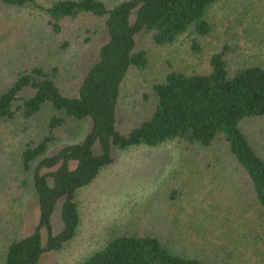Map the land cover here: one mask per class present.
<instances>
[{"label":"trees","instance_id":"obj_1","mask_svg":"<svg viewBox=\"0 0 264 264\" xmlns=\"http://www.w3.org/2000/svg\"><path fill=\"white\" fill-rule=\"evenodd\" d=\"M223 1L121 0L107 6L101 0H0V60L17 32L25 38L21 47L28 59L12 71L9 88L0 92V126H8L9 138V143L1 141L5 151L0 155V183L4 179L0 197L4 206L11 208L33 191L38 204V220L28 235L15 237L4 231L6 226L0 228V264H37L42 253L58 251L75 237L79 224L77 190L90 184L112 162L111 146L127 150L174 142L181 155V176L193 181L202 169L212 170L200 187L211 191L207 197L218 194L220 202L218 174L222 170L223 188L229 185L240 211H264V159L242 129L244 121L264 118V64L244 61L231 72L225 58L230 48L224 45L211 55L206 71L169 69L152 86L154 102L149 113L126 135L116 125L120 85L130 69L146 67L148 47L172 44L186 35L207 36L210 10ZM24 8L37 10L38 16L30 22L24 17ZM102 24L107 40L99 49V59L86 72L77 95H64L56 82L66 71L59 64L47 63L46 56L88 43ZM138 34L148 47H136ZM192 49L200 51L196 39ZM26 88L33 94L16 103L18 93ZM86 118L91 125L81 142L48 153L69 138L71 122ZM95 145L98 152H94ZM212 148L218 154H210ZM222 156H226L223 163L219 160ZM210 159L214 160L212 165ZM202 160L207 164L202 166ZM215 161L227 166L226 170ZM230 176L237 179H228ZM173 180L179 179L173 176ZM182 182L165 198L169 205L175 204L177 213V201L187 190L188 181ZM59 200L62 227L53 233L51 216ZM199 204L207 216L215 212V206L206 212V203ZM145 223L147 226L112 229L105 246L77 264H214L204 256L168 246L164 239L176 246L189 244L176 215L169 230L166 225L164 230L160 228V220ZM205 225L203 221L195 228L203 233ZM42 229L47 233L45 246L41 243ZM166 231L168 235H163ZM244 232L247 238L241 235L243 239L238 237L230 244L248 249L250 241L263 238L254 225ZM199 237L201 240L203 234ZM258 245L261 248L264 244ZM259 252L264 254V248Z\"/></svg>","mask_w":264,"mask_h":264},{"label":"rangeland","instance_id":"obj_2","mask_svg":"<svg viewBox=\"0 0 264 264\" xmlns=\"http://www.w3.org/2000/svg\"><path fill=\"white\" fill-rule=\"evenodd\" d=\"M101 1L111 6L121 0ZM23 12L30 22L38 16V11L31 8H24ZM208 18L211 31L202 38L186 35L172 44L148 47L141 34L136 36V47H148V61L146 67L141 70L130 69L120 85L116 109V125L120 133L126 135L147 116L154 102L153 84L160 81L173 67L187 72L206 71L209 69L211 55L224 45L230 48L225 58L231 72L244 61L264 64V0H224L210 10ZM194 39L200 45L199 52L192 49ZM106 40L107 32L102 24L88 43L75 46L62 54L46 56L47 63L59 64L66 71L56 82L64 95H77L86 72L99 59V49ZM24 42L22 33L17 32L16 39L7 46L8 52L4 59L0 60V92L9 88L8 81L12 71L28 60L21 47ZM32 94L33 90L30 88L20 91L16 103H21L23 98ZM70 125L72 133L69 138L52 146L49 154L56 153L67 144L81 142L89 131L91 121L86 118L71 122ZM7 127L0 126L1 156L5 151L1 141L6 143L7 139L9 143ZM242 129L258 155L264 159V118L246 120L242 123ZM97 147L94 146V152H98ZM210 152L218 154V150L214 148L210 149ZM110 154L112 162L103 167L90 184L77 190L79 224L75 237L58 251L42 253L37 264L80 263L105 246L112 229L122 230L125 226H142L146 225V221L154 224L155 220H160V228L164 230L166 225L169 230L174 226L171 222L175 215L177 221H182L181 230L188 234L189 244L187 247L176 246L164 239L174 251L204 256L214 264H264V254L259 252L264 245L261 248L258 245L264 244V211H240L235 205L234 194L229 185L225 184L223 188L222 170L218 174L221 190L219 203L223 204L221 208L218 194L207 197L211 191H207V188L200 189L212 171L202 169L207 162L202 160L203 172H199V177L193 181L186 175L181 176V155L174 142L156 147L132 146L127 150L111 146ZM222 157L224 158L219 160L223 163L226 156ZM209 161L212 165L214 160ZM215 162L221 169L227 167L219 161ZM173 176L179 180H173ZM193 176L194 174L191 175ZM183 179L188 181L187 190L177 201L180 210L177 213L175 204L169 205L170 201L165 198L167 199L170 189L184 182ZM228 179L237 178L230 176ZM186 192L188 196L185 195ZM199 203H206V212L215 206V212L207 216L202 213V205ZM60 206L61 200L56 204L51 216L53 233L62 227ZM194 211L197 212L196 215H192ZM37 220L38 204L33 191L25 193L11 208H6L0 197V228L6 226L4 231L8 234L15 237L28 235L33 231ZM203 221L206 222V231L199 233L195 226ZM252 225L259 232L258 236L262 235L263 238L256 242L250 241L248 249L247 246L236 247L235 244H230L238 237L243 239L241 235L247 238L244 231ZM202 234L207 241H204ZM163 235H168L167 231L163 232ZM198 235L202 237L201 240ZM247 240L245 239V242ZM46 242L47 233L42 229L41 243L45 246ZM254 245L258 247L253 249Z\"/></svg>","mask_w":264,"mask_h":264},{"label":"crops","instance_id":"obj_3","mask_svg":"<svg viewBox=\"0 0 264 264\" xmlns=\"http://www.w3.org/2000/svg\"><path fill=\"white\" fill-rule=\"evenodd\" d=\"M41 257V256H40ZM38 263H39V261H38Z\"/></svg>","mask_w":264,"mask_h":264}]
</instances>
